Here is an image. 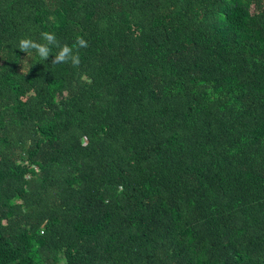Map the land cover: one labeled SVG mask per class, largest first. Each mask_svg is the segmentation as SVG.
Masks as SVG:
<instances>
[{"label":"trees","instance_id":"16d2710c","mask_svg":"<svg viewBox=\"0 0 264 264\" xmlns=\"http://www.w3.org/2000/svg\"><path fill=\"white\" fill-rule=\"evenodd\" d=\"M0 264H264V0H0Z\"/></svg>","mask_w":264,"mask_h":264},{"label":"clouds","instance_id":"9594fccd","mask_svg":"<svg viewBox=\"0 0 264 264\" xmlns=\"http://www.w3.org/2000/svg\"><path fill=\"white\" fill-rule=\"evenodd\" d=\"M41 41L38 42L30 37H22L19 39L16 48L26 54V57L32 56L33 53L41 60L47 61L53 48L56 49L53 55L52 65L61 63H71L73 67H79L80 56L79 48L88 47L87 41L83 37H78L74 46L61 44L56 35L49 31H41L39 33Z\"/></svg>","mask_w":264,"mask_h":264}]
</instances>
